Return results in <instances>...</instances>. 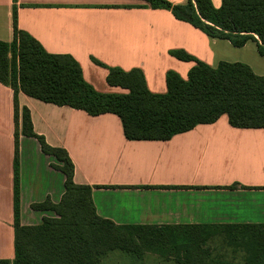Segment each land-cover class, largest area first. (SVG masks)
Masks as SVG:
<instances>
[{
    "label": "crops",
    "instance_id": "0c3cea01",
    "mask_svg": "<svg viewBox=\"0 0 264 264\" xmlns=\"http://www.w3.org/2000/svg\"><path fill=\"white\" fill-rule=\"evenodd\" d=\"M211 1L216 9L222 5ZM15 19L47 53L74 58L85 81L103 94L126 93L108 85V68L139 69L151 93L165 94L168 72L187 80L195 66L173 57L175 51L213 68L250 67L252 61L251 70L264 77L257 40L235 47L139 0H0L1 42L13 43ZM19 106L29 110L36 134L67 151L75 183L92 188L104 220L117 226L264 225V128H234L222 116L168 141H128L113 114L92 117L23 93ZM14 115V92L0 83V260L9 261L15 256ZM19 145L21 224L37 226L56 215L32 206L47 199L58 204L65 176L36 139L21 136Z\"/></svg>",
    "mask_w": 264,
    "mask_h": 264
},
{
    "label": "trees",
    "instance_id": "16d2710c",
    "mask_svg": "<svg viewBox=\"0 0 264 264\" xmlns=\"http://www.w3.org/2000/svg\"><path fill=\"white\" fill-rule=\"evenodd\" d=\"M139 1L155 10H167L178 21L211 38L229 40L235 47L257 40L259 52L264 55V0H222L219 9L211 0H187L178 5L167 0ZM171 55L195 66L187 80L168 72L165 94L151 93L141 70L126 72L119 68H108L107 83L127 92L103 94L85 81L74 58L47 53L29 34L19 30L15 19L13 43L0 41V83L14 92L15 256L12 261L0 260V264H105L115 252L142 260L140 246L169 248L176 264H236L213 258L207 248L218 232L239 235L229 237V241H244L237 246L246 251L245 264H264V225L117 226L102 219L93 203L92 188L75 183V167L67 151L50 146L36 134L29 110L19 106V94L23 93L92 117L113 114L121 120L128 141H168L199 125L214 124L222 116H227L234 128H264V77L240 63H220L213 68L184 51ZM21 136L36 139L42 152L60 163L53 168L65 176V193L58 204L47 199L32 206L35 211L56 215L43 218L37 226L21 224Z\"/></svg>",
    "mask_w": 264,
    "mask_h": 264
},
{
    "label": "rangeland",
    "instance_id": "374dc122",
    "mask_svg": "<svg viewBox=\"0 0 264 264\" xmlns=\"http://www.w3.org/2000/svg\"><path fill=\"white\" fill-rule=\"evenodd\" d=\"M187 0H185L186 3ZM259 50V48H258ZM257 50V51H258ZM259 55L261 57H257L259 60H262L264 62V55H262L259 52ZM250 67L254 68V62L249 61L248 62ZM256 66V65H255ZM264 73V72H260ZM120 92V93H119ZM127 92V91H123ZM106 94V93H105ZM107 94H124L121 90L118 92H112ZM230 233V232H229ZM217 235H214L213 238H211L208 241L207 248H210L213 258H219L225 261H228L230 263H236V264H245L244 256L246 254V251L242 249V246L244 244V241L240 242H231L229 241V237L239 236L237 233H230L227 234L226 232H218ZM241 236V235H240ZM230 243L234 244L231 245ZM238 245V246H237ZM140 250L143 251V257L142 260H138L135 257H130L127 255H123L121 253L115 252L110 254L104 261L105 264H176L171 258H174L173 252L170 251L169 248L165 247H142L140 246Z\"/></svg>",
    "mask_w": 264,
    "mask_h": 264
}]
</instances>
